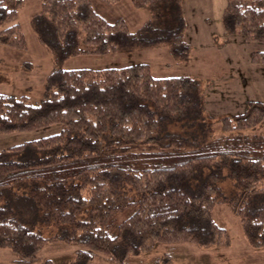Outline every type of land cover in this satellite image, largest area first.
<instances>
[{"label":"trees","instance_id":"1","mask_svg":"<svg viewBox=\"0 0 264 264\" xmlns=\"http://www.w3.org/2000/svg\"><path fill=\"white\" fill-rule=\"evenodd\" d=\"M131 1L144 8L181 0ZM22 4L0 0V44L19 50L26 48L17 23ZM122 22L106 21L86 0H41L30 27L59 63L141 44L148 27L132 32ZM222 23L225 33L263 45L252 61L264 63V0H226ZM168 40L175 53L187 52L180 31ZM200 88L186 76L155 78L138 63L55 70L34 103L0 93V135L60 127L0 151V248L33 263L45 244L61 240L43 236L42 222L67 228L63 241L79 246L71 264L97 255L124 264L156 244L227 245L210 214L224 199V177L238 189L247 244L264 247V203L251 205L264 194V102L219 119L218 133Z\"/></svg>","mask_w":264,"mask_h":264},{"label":"rangeland","instance_id":"2","mask_svg":"<svg viewBox=\"0 0 264 264\" xmlns=\"http://www.w3.org/2000/svg\"><path fill=\"white\" fill-rule=\"evenodd\" d=\"M86 1L106 21L122 20L132 32L147 26L140 34L141 44L56 63L30 27V18L39 13L41 0H23L17 23L25 36L26 48L19 50L0 44L1 94L26 96L34 103L42 98L46 76L55 70L120 68L144 63L155 78L186 76L197 82L201 87L203 113L214 119V130L218 133L219 119L246 112L250 102H264V63L252 61L254 55L258 59L256 53L263 50V45L247 41L238 33H225L222 14L226 0H181L144 8H136L131 0ZM175 31H180L187 52L180 47H175L174 52L168 37ZM59 129L53 125L37 132L0 135V151L55 134ZM219 188L224 199L215 204L210 214L225 229L227 245L197 248L189 242L156 244L146 253L128 257L124 264H166L161 263L163 257L170 258L168 264H264V247H250L243 236L236 210L242 202L237 196L238 189L225 177L220 179ZM262 203L264 194L252 197L254 207ZM38 231L61 240L45 244L37 260L30 264H71L79 246L63 241L70 236L67 228L42 222ZM0 264L22 263L15 262L8 249L0 248ZM89 264L114 263L97 255Z\"/></svg>","mask_w":264,"mask_h":264}]
</instances>
